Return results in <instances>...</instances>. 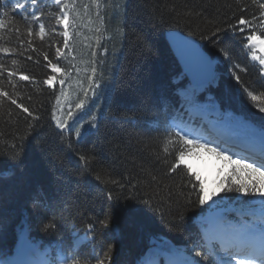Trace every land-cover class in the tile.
<instances>
[{
  "label": "trees",
  "instance_id": "obj_1",
  "mask_svg": "<svg viewBox=\"0 0 264 264\" xmlns=\"http://www.w3.org/2000/svg\"><path fill=\"white\" fill-rule=\"evenodd\" d=\"M175 28L217 59L215 98L264 129V50L248 39L264 38V0H0V258L27 228L55 243L50 264H217L210 217L229 237L264 218L251 190L200 204L179 161L176 125L201 94L180 93Z\"/></svg>",
  "mask_w": 264,
  "mask_h": 264
},
{
  "label": "snow or ice",
  "instance_id": "obj_2",
  "mask_svg": "<svg viewBox=\"0 0 264 264\" xmlns=\"http://www.w3.org/2000/svg\"><path fill=\"white\" fill-rule=\"evenodd\" d=\"M35 2V0H33ZM61 23L64 25L65 28L68 27V17L67 15L63 16ZM240 25H246L247 21L241 19L239 21ZM41 33L44 31L43 26L40 28ZM68 33L65 31L64 36L67 37ZM249 41L257 43L261 45V50H264V38L261 36L256 35L253 33L251 36L248 37ZM65 44L67 41L65 40ZM59 51V49H57ZM47 59V57H45ZM264 64V61H261ZM51 68L55 72H59L60 69L57 68L55 64L51 65ZM95 73V69H93V74ZM22 79L27 80V76H23ZM55 77H51L48 79L47 83L51 84ZM91 79V77H89ZM63 83V81H61ZM85 96L87 92L84 93ZM5 95H7L5 93ZM253 99H256L253 97ZM15 103V101H13ZM83 101L76 104V108L80 109L82 107ZM264 111V109H261ZM25 112H28V108H24ZM68 116L72 117L73 113L71 111L68 112ZM60 128H65L67 122H58ZM79 131H77V135H79ZM185 143L189 146V150L187 152L181 151L179 153V161L186 165L187 170L191 175L195 177V181L198 182L199 192L202 195L198 196L199 203L205 204L207 200L215 196L218 192L221 191H230L233 187L235 190L241 193L248 194L249 191L258 194H264V165L261 167H256L252 163H247L241 159H233L231 156L227 155L226 152L217 151L215 147H209L207 144H197L192 139H187ZM207 151L211 154H214L218 161H222L223 163L219 165V169L217 172V178L212 180V183L215 185L213 190L209 189V184L206 178L202 177L198 171L193 170V166L191 163H188L185 160V156H198L201 151ZM197 256L201 254L199 252L196 253ZM236 264H253L251 260H239Z\"/></svg>",
  "mask_w": 264,
  "mask_h": 264
},
{
  "label": "rangeland",
  "instance_id": "obj_3",
  "mask_svg": "<svg viewBox=\"0 0 264 264\" xmlns=\"http://www.w3.org/2000/svg\"><path fill=\"white\" fill-rule=\"evenodd\" d=\"M68 19L69 15L66 13ZM178 80L185 79V74L183 71L178 74L177 78ZM192 88V85H191ZM199 90L204 92V97L202 101H198L195 105L192 106L193 110L198 114H210L209 123L212 126L219 125L222 128H228L231 130H234L235 134H240L243 136H250L251 131L256 130L252 124H250L248 121H246L242 116L235 114L230 109H225L223 106H220L218 101L215 99L214 94L209 90L210 86H199ZM208 88V89H207ZM185 90H182L181 93H185ZM82 111V109L80 110ZM64 114L65 110L58 109V114ZM213 115V117H212ZM59 116V115H57ZM79 115L75 116L72 120L75 118H78ZM71 120V121H72ZM75 119L74 121H76ZM250 124V125H249ZM185 132H187V135H190L191 130L185 129ZM197 144H207L209 147H215L217 148V151L226 152L227 155L232 157L231 152L227 151L224 147L219 146L218 144H215L211 142L210 140L204 139L203 136H196V135H190ZM234 159V158H233ZM185 160L188 163H191L193 166L194 171H198L202 177L206 178L209 189L213 190L215 188V185L212 183V180L217 178V172L219 169V165L222 164V161H218L217 157L214 154H211L207 151H201L198 156H185ZM183 164V163H182ZM185 165V164H184ZM219 192L206 201V204L210 207H215L218 204H220V199L218 196ZM216 221V219H213ZM209 229L212 232H215L217 230V225L214 224V221L211 222ZM249 233L245 234L244 236L246 239L249 237ZM251 236L253 237V233H251ZM20 241H23L22 245L26 246L25 250H36L39 245V241L33 237H30L26 231L24 230L20 236ZM264 240V235L261 236V238L258 239V241ZM50 248L44 249V252H49ZM16 255H19V251H17ZM184 256H189L188 252L183 253ZM258 263L264 264V261H259ZM173 264H177L175 261H173Z\"/></svg>",
  "mask_w": 264,
  "mask_h": 264
},
{
  "label": "water",
  "instance_id": "obj_4",
  "mask_svg": "<svg viewBox=\"0 0 264 264\" xmlns=\"http://www.w3.org/2000/svg\"><path fill=\"white\" fill-rule=\"evenodd\" d=\"M167 40L180 67L194 85L201 86L212 81L215 61L200 39L175 28L167 32ZM253 135L264 141V132H254Z\"/></svg>",
  "mask_w": 264,
  "mask_h": 264
},
{
  "label": "bare ground",
  "instance_id": "obj_5",
  "mask_svg": "<svg viewBox=\"0 0 264 264\" xmlns=\"http://www.w3.org/2000/svg\"><path fill=\"white\" fill-rule=\"evenodd\" d=\"M249 237H250V238H253V237L251 236V234L249 235Z\"/></svg>",
  "mask_w": 264,
  "mask_h": 264
}]
</instances>
